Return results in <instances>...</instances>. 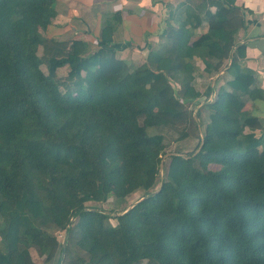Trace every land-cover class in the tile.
<instances>
[{
    "label": "trees",
    "instance_id": "1",
    "mask_svg": "<svg viewBox=\"0 0 264 264\" xmlns=\"http://www.w3.org/2000/svg\"><path fill=\"white\" fill-rule=\"evenodd\" d=\"M55 1L0 0V264H37L31 250L41 264H264V119L243 110L257 84L243 11L185 0L132 67L111 23L94 51L43 35ZM201 67L222 72L217 91L198 89ZM167 136L197 143L160 179ZM141 190L114 225L87 205Z\"/></svg>",
    "mask_w": 264,
    "mask_h": 264
},
{
    "label": "crops",
    "instance_id": "2",
    "mask_svg": "<svg viewBox=\"0 0 264 264\" xmlns=\"http://www.w3.org/2000/svg\"><path fill=\"white\" fill-rule=\"evenodd\" d=\"M245 15V27L237 43L245 46L243 66L254 72L257 84L254 98L245 101L243 110L264 119V0H234ZM185 0H56L55 18L44 31L47 38L61 41H84L94 51L98 48L102 26L111 23L112 40L121 46L117 57L132 67L142 65L151 50L158 49L160 34L171 10H179ZM210 11H214L213 8ZM114 16V17H112ZM205 26H203L204 30ZM64 36H69L65 39ZM64 38V39H63ZM198 64V63H197ZM199 65V64H198ZM203 76V67L200 68ZM216 74L209 86L215 91L223 85ZM258 89L261 92H258ZM204 98L195 101L200 107ZM194 103V104H195Z\"/></svg>",
    "mask_w": 264,
    "mask_h": 264
},
{
    "label": "rangeland",
    "instance_id": "3",
    "mask_svg": "<svg viewBox=\"0 0 264 264\" xmlns=\"http://www.w3.org/2000/svg\"><path fill=\"white\" fill-rule=\"evenodd\" d=\"M42 33H43V35L46 36V34L44 32H42ZM64 38L69 39L70 37L64 36ZM69 41H71V40H69ZM42 69L46 72L45 67H42ZM67 72H68V66L58 68L56 71L58 77L65 76L67 74ZM215 76L216 75L210 76V75L203 74V76H199V78H197V80L195 81V84L198 87V89H200L201 91H204L206 86H208L212 82V80L214 79ZM173 86L176 87L175 84ZM204 102H205V100L203 102H200V103H204ZM192 108H193V112H196V110L198 109V107L196 106V103L193 104ZM202 116L205 118V114ZM166 141H167V147L165 150L166 154L163 155V157H162V162H161L160 169H159V178L160 179L165 178L166 165H167V162L169 159L168 157L171 154H174L176 152H181V153L186 155L194 149V146L197 143L196 138L195 139H188L184 142H182V141L176 142V141H173V138L171 136H167ZM157 189H158V187L156 188V190ZM143 196H144V192L141 190V191H137L136 193H133L130 196H128L127 198H125V200H123L124 202L118 201L116 203V201L114 199H109L107 202H104V203H93V202H91V203H88L87 205L89 207H95L97 209H100L104 213L109 214V216L111 217L110 222L112 225H114L115 221L112 219V217L117 215V212L121 211L123 208L129 209L132 205H134L136 202L141 200ZM58 239L60 241L63 239L62 233L58 234ZM31 256L37 264H41L42 260H41V258H39L37 256V254L34 250H31Z\"/></svg>",
    "mask_w": 264,
    "mask_h": 264
},
{
    "label": "built area",
    "instance_id": "4",
    "mask_svg": "<svg viewBox=\"0 0 264 264\" xmlns=\"http://www.w3.org/2000/svg\"><path fill=\"white\" fill-rule=\"evenodd\" d=\"M194 103V102H193ZM193 106V105H192ZM192 106L190 108H192Z\"/></svg>",
    "mask_w": 264,
    "mask_h": 264
},
{
    "label": "water",
    "instance_id": "5",
    "mask_svg": "<svg viewBox=\"0 0 264 264\" xmlns=\"http://www.w3.org/2000/svg\"><path fill=\"white\" fill-rule=\"evenodd\" d=\"M131 207H132V206H131ZM131 207H130V208H131ZM130 208H129V209H130Z\"/></svg>",
    "mask_w": 264,
    "mask_h": 264
}]
</instances>
